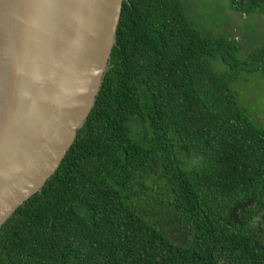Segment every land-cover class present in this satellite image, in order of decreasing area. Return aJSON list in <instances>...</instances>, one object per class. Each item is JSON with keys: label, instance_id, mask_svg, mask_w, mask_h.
<instances>
[{"label": "trees", "instance_id": "trees-1", "mask_svg": "<svg viewBox=\"0 0 264 264\" xmlns=\"http://www.w3.org/2000/svg\"><path fill=\"white\" fill-rule=\"evenodd\" d=\"M229 7L264 22V0ZM253 72L264 32H211L190 0H124L94 106L0 228V264H264V125L236 84Z\"/></svg>", "mask_w": 264, "mask_h": 264}, {"label": "water", "instance_id": "water-1", "mask_svg": "<svg viewBox=\"0 0 264 264\" xmlns=\"http://www.w3.org/2000/svg\"><path fill=\"white\" fill-rule=\"evenodd\" d=\"M124 0H0V228L55 172L107 71Z\"/></svg>", "mask_w": 264, "mask_h": 264}, {"label": "rangeland", "instance_id": "rangeland-1", "mask_svg": "<svg viewBox=\"0 0 264 264\" xmlns=\"http://www.w3.org/2000/svg\"><path fill=\"white\" fill-rule=\"evenodd\" d=\"M194 3L195 14L202 26L211 32H226L231 36H239L246 41L247 38L256 37L264 32V22L258 20L256 15L244 18L232 11L229 0H190ZM243 104L249 108L250 114L260 118L264 125V74L253 72L245 74L236 83ZM244 93V94H243Z\"/></svg>", "mask_w": 264, "mask_h": 264}]
</instances>
